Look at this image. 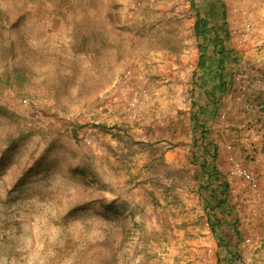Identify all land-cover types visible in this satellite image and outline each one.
I'll list each match as a JSON object with an SVG mask.
<instances>
[{"label":"rangeland","instance_id":"374dc122","mask_svg":"<svg viewBox=\"0 0 264 264\" xmlns=\"http://www.w3.org/2000/svg\"><path fill=\"white\" fill-rule=\"evenodd\" d=\"M263 165L264 0H0V264H264Z\"/></svg>","mask_w":264,"mask_h":264},{"label":"trees","instance_id":"16d2710c","mask_svg":"<svg viewBox=\"0 0 264 264\" xmlns=\"http://www.w3.org/2000/svg\"><path fill=\"white\" fill-rule=\"evenodd\" d=\"M211 13L215 17L218 16V12L216 9L214 12ZM209 18L210 17L208 15L201 16L199 13H197L193 25V30L197 37L205 38L209 43H211L212 49L215 53V57L213 58L211 56L205 55L204 47L202 45H199L200 54L197 59V65L202 70L203 77L210 78L211 80H213L214 84H216V87L221 93L224 92V90L227 88V81L224 76V64L228 59L230 52L227 51L225 46L222 44V40L219 37L218 33L215 32L217 31V29L215 27L208 26V22L210 20ZM208 28L210 29L211 33L206 37V31ZM75 137L76 131L73 130V138ZM200 168L203 176L201 178V184H203L204 182L206 183V185L213 184V187L209 189L211 196L209 199H206L205 202V210L208 215L210 210L215 208H222L224 201L218 198L217 190L222 189L224 186L226 187V183L219 177L216 169L213 167V165H210V161H207L205 157L200 163ZM208 222L211 231L214 233L216 231L215 223L212 221V219H210V215L208 217ZM216 238L218 239L217 236ZM228 260L229 261H227V264H237L232 261L231 258H229Z\"/></svg>","mask_w":264,"mask_h":264},{"label":"built area","instance_id":"2783aa9c","mask_svg":"<svg viewBox=\"0 0 264 264\" xmlns=\"http://www.w3.org/2000/svg\"><path fill=\"white\" fill-rule=\"evenodd\" d=\"M263 107L262 104L258 105L257 109ZM227 148H230L227 145ZM229 167L227 169V174L229 177H237L241 180L243 184H245L251 190H256L259 186L258 179L254 176V174L243 166L239 161H237L233 156L229 155L228 157ZM264 207V205H263ZM244 243H251L253 242V238L251 236H246L243 239Z\"/></svg>","mask_w":264,"mask_h":264},{"label":"crops","instance_id":"0c3cea01","mask_svg":"<svg viewBox=\"0 0 264 264\" xmlns=\"http://www.w3.org/2000/svg\"><path fill=\"white\" fill-rule=\"evenodd\" d=\"M264 166V165H263Z\"/></svg>","mask_w":264,"mask_h":264}]
</instances>
